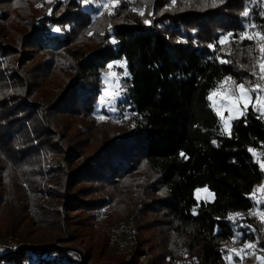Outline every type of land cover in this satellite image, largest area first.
Here are the masks:
<instances>
[{"label":"trees","instance_id":"16d2710c","mask_svg":"<svg viewBox=\"0 0 264 264\" xmlns=\"http://www.w3.org/2000/svg\"><path fill=\"white\" fill-rule=\"evenodd\" d=\"M105 2L0 0V264H84L83 244L89 263L226 264L218 242L236 233L237 244L264 249L253 209L264 199L249 196L264 185V118L250 107L229 139L207 99L228 76L264 85L259 44L239 38L264 26V0ZM114 62L129 74L118 71L115 111L103 97ZM199 188L214 200L198 201ZM48 197L56 203L40 205ZM137 206L154 219L122 252L112 223ZM23 213L74 245L18 240Z\"/></svg>","mask_w":264,"mask_h":264},{"label":"rangeland","instance_id":"374dc122","mask_svg":"<svg viewBox=\"0 0 264 264\" xmlns=\"http://www.w3.org/2000/svg\"><path fill=\"white\" fill-rule=\"evenodd\" d=\"M105 3H102V4L104 5ZM92 47L94 48L95 46H92ZM55 56L56 57L60 56V54L57 53ZM63 59L65 60V63H66V65L64 67V72H66V71H68L67 64H68L69 59H70L69 53H66L64 55ZM110 65H111V67H109L110 71L108 72L107 75L103 76V81L105 84V89L103 91V97L105 100H108L109 105L114 107L118 103V101L122 99V97L124 95V90L121 89L120 83L117 81L119 79V77H121L123 75L118 76V71H120V73H124V72H126V69H125V63L124 62H114V63H110L108 66H110ZM230 86L234 87L231 85L230 82H228L227 80H224L223 83H221L219 85V87L215 90L217 92V95L214 96L213 101H211V105H212L215 113H217V111L223 112V116H224L223 120H221V118L218 116L219 120H220L221 128H223L225 121H227L228 124L232 128L233 121L238 119V118H241L245 113V111L242 112V110H243V104L242 103H241L239 109H233L232 111H229V107L227 106V101L220 99V96L222 94L229 91ZM229 94L231 95L232 93L229 92ZM235 94L238 95V92ZM117 95L120 96L119 100L114 99V97ZM260 115L264 118V115H262V114H260ZM230 116L232 117V119H229ZM261 162H264V161H260V163ZM261 185H263V184H261ZM260 186H258L255 189V191H254L255 195L252 196L254 202H256V201L258 202V201H260V199H264V192H261L259 190ZM204 189H207V191H205ZM197 190L195 191V198L198 201L203 200V201L212 202L214 200V198H215L214 193L212 191H210L208 188H199L200 191H197ZM153 198L156 199L155 196H153ZM55 203L56 202L54 199L48 197V199L41 201L40 205L42 204V205H45L47 207H52ZM253 209L257 210L258 213L260 214V210L256 206ZM139 211H140V208H139V206H137L127 216L123 217L122 219H120L117 222L112 223V234H113L114 238L116 237L115 245L121 246V248L123 247L122 252L128 251L130 249L129 238H130L131 230L136 229L140 225H143L144 223H146V221L154 219V216H152V215L147 216V218H146V214L143 216V215L139 214ZM60 212L62 213L63 216H67V214L62 210V207H60ZM22 216L24 217V221H23V224L18 229V233H19V234H17L18 240L25 241L27 239L29 241V240L35 239V240H37V242H39V244L41 242L51 241V243H50L51 246L71 247L72 245H74L73 243H71L69 241V239L67 237H62L59 239L56 237H58L60 234H57L54 231L42 230V229L38 228L36 225H34L32 217L28 216L27 213H23ZM99 217L102 218V215H100ZM6 225H9L8 220L7 219H0V230L5 229ZM7 234L8 233H6V235ZM237 243L238 242L236 240V243L228 248L230 251L229 253L227 252L228 250L224 249L227 253V255L225 257L226 264H259L262 261H264L261 259H257L258 257H264V251L259 249L256 244H255V247L247 248L244 245H239ZM21 244L22 245H24V244L29 245V244H26V242H21ZM95 244L97 245V242H95ZM77 247H79V249L81 248V249H83V251H85L86 257L84 258V264H101V263L104 264V263H107L104 261H96L94 263H92V262L89 263L90 261L88 262V260H87V257L89 258L88 253H87V245L83 244V245L77 246ZM15 249H17V248L14 247V250ZM233 249H235V251H233ZM237 253H239V255H237ZM140 261L144 262V258H141ZM145 262H147V261H145ZM108 263L109 264H116L114 262H108Z\"/></svg>","mask_w":264,"mask_h":264},{"label":"snow or ice","instance_id":"6c2138e0","mask_svg":"<svg viewBox=\"0 0 264 264\" xmlns=\"http://www.w3.org/2000/svg\"><path fill=\"white\" fill-rule=\"evenodd\" d=\"M49 2H51V0H49ZM82 6H86L88 4H90L92 2V0H80ZM123 0H107V2L103 5V7L107 8L109 4H111L114 8L117 4L122 3ZM177 2V0H170V3L172 5H175ZM221 3H226V0H221ZM118 11V9H116ZM49 14H52L51 9H49ZM110 15L113 13H109ZM250 14V11L248 8H245L244 11L241 13L242 18L247 19L248 16ZM140 15H144L143 12L140 13ZM261 18L264 19V11L261 12ZM145 23L148 24L149 21L147 19H145ZM248 28H256L259 29L255 32L254 35H249L248 34ZM55 31L59 32L61 31L60 28H55ZM233 34L232 33H228L225 35V37H222L218 43L220 45H223L227 42L228 37H232ZM239 38L240 39H246L249 41H253L256 40L257 43L259 44V57L256 58L254 57V59H258L259 60V72L260 75L257 77L258 80H264V26H259L256 25L255 23H252L250 25H247L245 28V31L239 33ZM113 43H115L116 41L113 39L112 41ZM210 49L216 50L215 49V45H209ZM219 59V58H218ZM219 62L221 64H225V63H230V61L224 60V59H219ZM111 67V65L109 66ZM129 74L127 72L123 73L124 77H127ZM250 75L252 76H257V73L253 70ZM227 81H231V85L234 87L229 88L228 92H225L224 94H222L220 96L221 100H226L227 101V106L229 107V111H232L233 109H239L241 103L243 104V111H246L249 109V107L252 108L253 111L264 115V85H261L260 83H252V82H239L237 83L236 80L231 77L228 76L225 78ZM223 83V81L221 82ZM246 83H250L251 86L250 87H246ZM121 89L124 88V85L121 84L120 85ZM229 92H231L232 94L230 95ZM238 92V95H236L235 93ZM217 95V92L214 90L211 94H209V96L207 97V99L209 101H213V97ZM115 100H119L120 96L117 95L114 97ZM113 110L115 111V107H113ZM217 116H219L221 118V120L224 119L223 116V112L221 111H217ZM126 119L128 117H125ZM229 119H232V117L230 116ZM222 134H227L228 138L231 139L233 136L232 130H231V126L228 124L227 121H225L223 128L221 129ZM216 141H213V144H216ZM264 143V142H262ZM248 151L250 153H253V155H255L253 149L250 147L248 149ZM180 155L183 157L185 156V154L183 152L180 153ZM259 168L262 172H264V162H261L259 164ZM205 191H207V189H204ZM259 190L261 192H264V185H261ZM197 191H200L199 189ZM255 193L249 194L250 197L254 196ZM258 203V202H257ZM252 210L250 209V212ZM193 214H195V211L193 212ZM237 216L240 215L239 213L236 214ZM219 219V218H218ZM228 219L230 221H232L233 223H237V221H235L233 219V216L230 214ZM260 219L261 222L264 223V209H262L260 211ZM240 227H248L250 230L255 231V229H253L251 227V225H244V224H240ZM243 233H236L233 237V239L235 240L236 236H242ZM245 247L247 248H252L255 247L254 243H249V242H245ZM264 250V249H262ZM233 251H235V249H233ZM237 255H239V253H237ZM257 259H261L264 260V257H258Z\"/></svg>","mask_w":264,"mask_h":264},{"label":"built area","instance_id":"2783aa9c","mask_svg":"<svg viewBox=\"0 0 264 264\" xmlns=\"http://www.w3.org/2000/svg\"><path fill=\"white\" fill-rule=\"evenodd\" d=\"M253 208H255V206H253ZM236 243V239H232V240H224V241H220L218 242V245L221 247V248H224L225 250H228L229 251V247H231L233 244Z\"/></svg>","mask_w":264,"mask_h":264}]
</instances>
